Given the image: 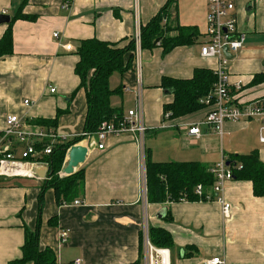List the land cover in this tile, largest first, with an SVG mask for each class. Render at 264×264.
<instances>
[{
  "label": "crops",
  "instance_id": "crops-1",
  "mask_svg": "<svg viewBox=\"0 0 264 264\" xmlns=\"http://www.w3.org/2000/svg\"><path fill=\"white\" fill-rule=\"evenodd\" d=\"M167 1L0 0V14L6 11L12 19L20 10L34 16L12 22L13 51L0 55V133L9 115H17L19 127L36 139L51 130L57 135L54 141L62 143L83 133L88 103L75 71L81 40L96 37L126 46ZM235 3L245 42L230 61V83L242 81L238 93L249 101L264 95V82L252 83L264 71V0ZM170 11L180 25L195 26L201 35L194 43L168 53L159 44L141 50L144 120L154 127L146 139L152 159L213 165L229 154L257 149L264 161L257 120L228 121L224 135L240 137L222 150L221 159L212 162H207L206 139L218 134L209 127L201 126L204 135L198 139L186 137L178 128H160L164 105L173 100L172 92L160 86L162 78H190L196 68L214 70L218 64L216 58L201 55L208 39L207 0H175ZM9 23L0 24V39ZM137 78L135 62L124 73L111 75L112 88L122 87L111 97L113 106L123 112L134 107ZM204 116L203 108L178 120L199 122ZM54 118L58 119L56 129L35 122ZM158 137L169 148L164 156L154 158ZM219 138L222 145L225 137ZM181 140L192 149H182L183 145L177 149ZM5 148L19 156L22 145L16 138L0 141V150ZM145 167L138 144L131 135L122 134L109 136L104 149L89 147L86 160L76 169L84 171V190L73 201L58 204L53 188L43 190L46 177L0 175V264H19L27 229L37 228L41 247H52L59 264H73L77 258L84 264H133L140 258V236L146 226L163 227L171 233L170 264H208L214 257L227 264H264V196L255 195L252 181L235 178L226 183L221 195L231 208L225 216L222 203L215 199L149 202L143 192ZM163 207L166 216L159 217ZM63 228L71 230L67 242L60 240ZM141 264H146L144 253Z\"/></svg>",
  "mask_w": 264,
  "mask_h": 264
},
{
  "label": "trees",
  "instance_id": "trees-1",
  "mask_svg": "<svg viewBox=\"0 0 264 264\" xmlns=\"http://www.w3.org/2000/svg\"><path fill=\"white\" fill-rule=\"evenodd\" d=\"M175 0H168L153 18L140 29L141 49H151L156 45L163 47L168 53L177 46L192 44L201 35L195 26H182L176 18H171L170 7ZM33 19L34 16L18 11L9 23L7 30L0 39V55L10 54L13 51V36L11 24L14 20ZM159 39L158 42H155ZM136 38L126 46L99 38L81 40L78 48L80 57L75 71L81 78L80 87L86 92L88 109L84 131H96L102 121L118 117L123 111L111 104V97L119 94L122 87L110 86L109 80L114 72L124 73L133 67ZM128 53L130 55L126 56ZM217 77L209 68H196L190 78H174L164 76L160 86L172 92L173 100L164 105V111L171 110L174 118H183L204 108L200 99L205 96L214 85ZM264 82V71L257 73L252 83ZM40 125H47L56 129L58 119H37ZM79 135L68 142H54L52 152L45 157L49 162V172L45 179L44 188H53L58 204L73 201L84 190V171L76 170L70 175H61L65 166L67 151L71 145L84 139ZM50 141L38 142V147ZM234 179L250 180L253 183L255 195L264 196V161L257 149L248 153L229 154L226 157ZM146 178L147 197L151 203H165L180 201L186 196L187 200H207L211 195L214 200L212 186L215 176L211 172L212 165L200 161H154L146 149ZM202 184L203 195L195 192L196 186ZM41 193V197H42ZM151 242L158 247L170 248L174 241L171 233L163 227H149ZM143 233L140 236V258L133 264H141L143 249ZM19 264H59L55 250L52 247H41L39 229H27L26 240L22 246V257Z\"/></svg>",
  "mask_w": 264,
  "mask_h": 264
},
{
  "label": "built area",
  "instance_id": "built-area-1",
  "mask_svg": "<svg viewBox=\"0 0 264 264\" xmlns=\"http://www.w3.org/2000/svg\"><path fill=\"white\" fill-rule=\"evenodd\" d=\"M68 7V3H64ZM6 11H4L5 13ZM235 0H207V41L201 46V55L208 58H216L218 61L217 67L213 70L217 80L210 91L200 99L205 109L204 119L199 122L179 121V118L173 117V112L167 110L163 112V119L160 128H178L185 132L186 137L201 138L204 133L202 125L209 127L217 133L221 138L224 136L225 124L228 121H250L257 120L260 122L259 138L264 142V95L255 99L244 101L238 92L243 88L242 81L234 84L230 83V61L225 53V48L231 54L238 52L244 45L245 34L239 29L236 17ZM59 33L55 32L54 36ZM141 41L140 33L136 38V48L134 52L137 83L134 87L135 105L134 107L123 112L118 117L106 119L102 121L99 128L92 132H83L80 135L85 136L84 141L88 147L95 145L98 149H104L106 140L109 136H117L129 134L138 144L142 159L146 161V139L149 130L154 127H149L144 120V95L141 75ZM51 92L56 91V87H49ZM234 88V89H232ZM28 104V101H26ZM42 139H36L34 135H30L27 131L19 127V118L17 115H9L6 118V128L0 133V141L4 142L16 138L18 143L22 145L20 155L16 156L10 148L0 150V175L6 176H23L36 177L35 168L46 165L49 167V162L45 157L52 152L54 140L57 135L54 131L42 132L38 134ZM43 142L41 147L37 143ZM146 166V164H145ZM29 168V173L14 172L15 168ZM211 172L215 176V182L212 186V193L215 200H218L223 205V213L229 215L231 205L225 201L221 195L224 187L229 180L234 179L232 170L226 161L222 158L212 165ZM61 175H64L61 171ZM143 192L147 194V178L146 167L143 171ZM195 192L198 195H203L204 188L202 184L196 186ZM181 200H187L186 196L181 197ZM207 200H213L211 195H207ZM76 204H81L80 200L75 201ZM71 230L63 228L60 233L61 242H67L70 237ZM143 238L144 258L146 264H166L167 253L170 260V252L168 248L156 247L151 243L149 237V227L146 226ZM167 251V253H166ZM208 264H227L221 257H214L207 261ZM73 264H84L81 258L74 260Z\"/></svg>",
  "mask_w": 264,
  "mask_h": 264
},
{
  "label": "water",
  "instance_id": "water-1",
  "mask_svg": "<svg viewBox=\"0 0 264 264\" xmlns=\"http://www.w3.org/2000/svg\"><path fill=\"white\" fill-rule=\"evenodd\" d=\"M11 21V16L7 13L0 14V24L8 23ZM159 39H156L155 42H158ZM226 55L232 59L233 54L227 51V47L225 48ZM89 147L87 144L80 140L73 145H71L67 151V164L63 167L62 172L64 175H70L76 171L80 164H82L88 155ZM35 172L39 177L45 178L49 172V168L46 165L39 166L35 168ZM167 213V208L163 207L159 213V217H165Z\"/></svg>",
  "mask_w": 264,
  "mask_h": 264
},
{
  "label": "rangeland",
  "instance_id": "rangeland-1",
  "mask_svg": "<svg viewBox=\"0 0 264 264\" xmlns=\"http://www.w3.org/2000/svg\"><path fill=\"white\" fill-rule=\"evenodd\" d=\"M111 87H115V83L114 81L112 80L111 84H110ZM162 137V134L159 135ZM161 137H158V142L154 140V143H155V154H154V158H158V157H161V156H164L163 153L164 151H166V146L167 144L165 143V141H162L161 140ZM224 142L223 144L221 145V140L219 138V135L218 137L214 134H210L207 136V141H208V146H209V153H208V161L207 162H212L213 160L215 159H221L222 157V150L225 149L226 146H229L231 143L233 142H237L238 141V138L240 137L239 134H236V136H227V135H224ZM186 144V143H185ZM184 144V141L181 140L180 141V144L178 146L177 149L181 150L179 147L182 146V149H192L190 148V146L188 147L187 145ZM167 148H169L167 146ZM195 149H199V148H196ZM226 150V149H225ZM229 149H227V151H225L226 153H229L228 152ZM218 161V160H217ZM206 162V163H207ZM145 233H143V238H145ZM152 243V242H151ZM144 244L145 242H143V253H144ZM158 247V246H156Z\"/></svg>",
  "mask_w": 264,
  "mask_h": 264
},
{
  "label": "bare ground",
  "instance_id": "bare-ground-1",
  "mask_svg": "<svg viewBox=\"0 0 264 264\" xmlns=\"http://www.w3.org/2000/svg\"><path fill=\"white\" fill-rule=\"evenodd\" d=\"M13 171H14V172H19V173H29V168H28V167H24V168H15ZM166 253H167V251H166ZM166 264H170V260H169L168 253H167Z\"/></svg>",
  "mask_w": 264,
  "mask_h": 264
}]
</instances>
